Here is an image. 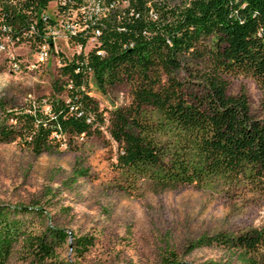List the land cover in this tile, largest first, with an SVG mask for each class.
Instances as JSON below:
<instances>
[{
    "label": "trees",
    "instance_id": "obj_1",
    "mask_svg": "<svg viewBox=\"0 0 264 264\" xmlns=\"http://www.w3.org/2000/svg\"><path fill=\"white\" fill-rule=\"evenodd\" d=\"M64 1L65 9L95 6L94 13L79 12L81 29L69 40L81 49L62 58L52 94L10 107L0 99L7 112L0 142L55 153L105 127L117 145L114 168L135 184L145 180L156 191L214 184L264 190V119L251 115L244 92L227 93L233 74L264 87V0ZM186 61L196 63L198 81L180 77ZM123 82L130 84V102L101 107L92 90ZM26 212L43 216L38 207L0 206V264L21 235L32 257L27 264H70L52 258L67 232L47 227L29 234L17 218ZM74 240L77 250L91 243L87 236ZM213 242L230 248L239 264H264V223L236 235L201 236L191 248Z\"/></svg>",
    "mask_w": 264,
    "mask_h": 264
},
{
    "label": "rangeland",
    "instance_id": "obj_2",
    "mask_svg": "<svg viewBox=\"0 0 264 264\" xmlns=\"http://www.w3.org/2000/svg\"><path fill=\"white\" fill-rule=\"evenodd\" d=\"M90 4L83 13L95 12ZM93 41L88 40V48ZM57 48L42 67L32 71H11L0 55V99L7 107L53 93L54 82L60 78V59H69L79 50L64 41ZM21 51L34 58L28 50ZM195 65L186 61L180 77L198 81ZM130 90V84L123 82L106 92L93 89L92 94L101 107L109 109L127 105ZM241 92L247 96L251 115L264 119V87L248 75L227 76V93ZM6 114L0 109V121ZM116 153L117 145L105 127L101 135L79 137L72 148L62 144L55 153L35 154L17 140L0 142V206L41 208V217L32 212L17 214L29 234H40L47 227L64 229L68 237L56 242L52 257L60 263L163 264L174 259L190 264H239L222 243L195 248L191 244L201 236L236 235L262 226L264 190L214 184L156 191L148 181L135 184L116 170ZM78 170L84 174L78 175ZM83 236L91 243L77 250L74 238ZM21 239L22 235L14 242L5 264H27L32 259L21 247Z\"/></svg>",
    "mask_w": 264,
    "mask_h": 264
},
{
    "label": "built area",
    "instance_id": "obj_3",
    "mask_svg": "<svg viewBox=\"0 0 264 264\" xmlns=\"http://www.w3.org/2000/svg\"><path fill=\"white\" fill-rule=\"evenodd\" d=\"M51 4L54 6L52 10ZM81 11L83 9H65L64 0L47 3H40L39 0H0V55L6 59L8 68L22 72L42 67L51 53L58 52L59 41L70 44V37L80 31L78 19ZM91 39L95 41L94 37ZM73 47L79 48L74 51V56L81 47ZM22 49L33 53L34 58ZM62 63L60 59L59 66Z\"/></svg>",
    "mask_w": 264,
    "mask_h": 264
}]
</instances>
